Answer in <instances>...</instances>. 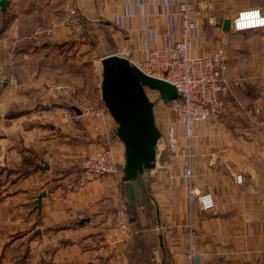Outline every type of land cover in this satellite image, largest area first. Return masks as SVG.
<instances>
[{"label":"crops","instance_id":"1","mask_svg":"<svg viewBox=\"0 0 264 264\" xmlns=\"http://www.w3.org/2000/svg\"><path fill=\"white\" fill-rule=\"evenodd\" d=\"M178 1L9 0L11 20L0 33V264H186L173 254L184 249L188 213L179 177L187 162L196 189L215 198L212 210L195 203L191 211L202 264H264V29L222 28L240 9L264 13V0H208L205 8L189 0L201 10L191 54L225 47L227 76L240 84L223 114L196 124L190 158L183 140L174 155L156 157L148 176L154 202L136 206L133 220L118 169L95 181L83 177L87 153L110 144L119 166L124 149L107 112L91 117L85 111L101 106L95 87L80 97L79 76L71 72L79 52L95 53V62L119 46L136 61L150 45H172L180 37ZM73 5L83 35L59 27L51 38L33 37L38 25ZM107 40L110 50L99 52ZM56 81L71 85V97L46 92ZM63 103L80 110L70 125L60 112L73 110ZM52 108L60 110L54 120L47 115ZM127 219L133 221L126 235L118 223Z\"/></svg>","mask_w":264,"mask_h":264},{"label":"built area","instance_id":"2","mask_svg":"<svg viewBox=\"0 0 264 264\" xmlns=\"http://www.w3.org/2000/svg\"><path fill=\"white\" fill-rule=\"evenodd\" d=\"M12 1L17 3V0ZM197 2L201 8L209 5L208 0H197ZM77 11L75 5L66 7L64 12L57 15L48 25H38L32 32L33 37L51 38L59 27H66L70 33L77 36L83 35V27L77 17ZM200 13L201 10L191 1L179 0L177 3L179 40L169 46L150 45L144 49V55L136 61L130 59L127 51L123 52L119 46H116L114 55L128 57L145 75L169 82L178 93L177 99L165 104L157 91L145 88L149 100L154 103L155 122L161 132L156 148L157 156L174 155L183 140L185 154L190 158L196 124L205 123L223 114L229 95L233 88L240 84V78L227 76L229 65L225 47L221 46L204 55L191 54ZM263 29L264 13L257 7H249L235 13L230 19L228 31L237 33ZM1 70L0 65V72ZM45 89L49 95L58 99H66L72 95L71 85L63 81L50 82L46 84ZM162 105L169 107V111L160 110ZM58 111L60 110L50 109L47 114L48 119L54 120ZM85 111L91 117H100L104 109L89 104ZM60 113L64 123L70 125L74 112L70 113L61 108ZM117 165V156L112 146L110 144L98 146L83 157V177L87 181L99 180L115 172ZM235 180L237 183H242L241 175H236ZM179 182L186 188L188 220L184 227V249L175 252L173 257L182 258L186 264H202L191 211L195 203L202 211L212 210L215 207V198L210 192L196 189L189 162L183 167ZM118 228L124 234H130V224L127 220L120 221Z\"/></svg>","mask_w":264,"mask_h":264},{"label":"water","instance_id":"3","mask_svg":"<svg viewBox=\"0 0 264 264\" xmlns=\"http://www.w3.org/2000/svg\"><path fill=\"white\" fill-rule=\"evenodd\" d=\"M8 4L9 0H0L1 10ZM229 26L230 20L225 19L222 28L228 30ZM100 64V99L116 124L114 135L124 149L120 180L127 203L133 208L142 206L144 200L154 202L148 191V176L155 168L161 132L155 122L154 103L149 100L145 88L157 91L165 104L177 99L178 93L169 82L145 75L126 56L107 55L100 59ZM72 109L80 114L76 107ZM39 167L48 169L47 164ZM45 194L38 195L37 204ZM156 209L158 212L157 206Z\"/></svg>","mask_w":264,"mask_h":264},{"label":"rangeland","instance_id":"4","mask_svg":"<svg viewBox=\"0 0 264 264\" xmlns=\"http://www.w3.org/2000/svg\"><path fill=\"white\" fill-rule=\"evenodd\" d=\"M88 48L93 49L92 44L89 45ZM109 50H110V44L108 43V40H107V43L105 44V46H103V45L100 46V50H98V51L104 52V51H109ZM90 53L91 52H86L85 48H82L81 51L79 52V55H80L79 57L82 59H80L79 61H77V63L72 65L71 72H72V74H78V76H79L78 82H79L80 86H79V88L77 87V89L80 90L81 92H83L80 94V97L85 96V92H87V91L90 92L95 87V89H96L95 90V97L98 98V96H99V98H100L101 64H100V61L96 59V57H95L96 61L92 62L91 59L93 56H95V53L94 54H90ZM69 82L72 83V85L74 87L76 86V84L73 83V82L76 83V80H73L72 82L69 81ZM96 84H98L99 88H97L95 86ZM97 89L99 90V92H97ZM90 95L92 96L91 93H90ZM157 109H159V108H157ZM160 110L168 112L169 107L162 105ZM123 161H124V159H123ZM134 215L138 216L137 213ZM128 217H129V215H128Z\"/></svg>","mask_w":264,"mask_h":264},{"label":"trees","instance_id":"5","mask_svg":"<svg viewBox=\"0 0 264 264\" xmlns=\"http://www.w3.org/2000/svg\"><path fill=\"white\" fill-rule=\"evenodd\" d=\"M6 15V16H5ZM10 20H11V15H9V14H7L6 13V11L4 10V11H2V18H1V23H0V33H2L6 28H7V26H8V24L10 23ZM84 30H85V27H84ZM62 105H65V107L67 108V109H69V110H73L72 109V107H70L69 106V104H62ZM99 105L104 109V111H106L107 112V110L105 109V107H104V105H103V103H102V101H101V99L99 100ZM72 112H74V111H72ZM75 113V112H74ZM114 129H115V127H116V124L114 123ZM113 134H114V130H113ZM115 136V135H114ZM116 137V136H115ZM117 138V137H116ZM165 156H167V155H162V157H165ZM122 166L123 165H117V169H118V171L120 172V174L122 173L121 171H122ZM116 169V170H117ZM120 179H121V177H120ZM120 186H121V189H122V192L124 191V188H123V185H122V183H121V180H120ZM124 194V197H125V199H126V194H125V192L123 193ZM126 206H127V210H126V214H128L129 215V217H132V218H134L133 220H135V218H136V215H134V214H136V212H134V208L135 207H133V208H131V207H129V205H128V203H127V200H126ZM133 220H128L127 219V221L130 223V222H132Z\"/></svg>","mask_w":264,"mask_h":264}]
</instances>
